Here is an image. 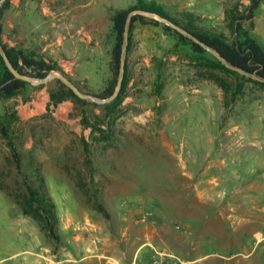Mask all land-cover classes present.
<instances>
[{"label": "rangeland", "instance_id": "obj_1", "mask_svg": "<svg viewBox=\"0 0 264 264\" xmlns=\"http://www.w3.org/2000/svg\"><path fill=\"white\" fill-rule=\"evenodd\" d=\"M132 1L73 0L58 10L48 0L30 6L22 0L21 9H5L2 31L12 37L8 21L21 17L16 35L38 54L42 4L62 18L80 5L73 13L86 22L60 35L75 38L70 54L48 61L84 90L100 92L113 76L114 10ZM156 1L228 41L238 36L236 21L251 3ZM253 20L254 26L245 25L264 45V0ZM215 57L194 51L162 24L136 20L117 102L84 104L69 95L72 107L63 117L51 100L57 78L28 81L1 96L0 264H41L42 249L51 257L70 243L72 233L63 228L68 217L95 220L108 255L124 250L131 257L147 242L139 254L150 258L165 248L188 264H264V84L219 66ZM43 90L46 103L35 100ZM42 194L55 203L53 230L38 200ZM147 209L152 213L143 217Z\"/></svg>", "mask_w": 264, "mask_h": 264}, {"label": "trees", "instance_id": "obj_2", "mask_svg": "<svg viewBox=\"0 0 264 264\" xmlns=\"http://www.w3.org/2000/svg\"><path fill=\"white\" fill-rule=\"evenodd\" d=\"M261 2L262 0H251V3L245 9V12L238 17V20L236 21V25H235L238 36L233 41H228L222 35L211 34L208 31L193 27L188 22L181 21L180 19H178V17L172 14L165 7L164 4L159 3L156 0H136V1L130 2L126 6L117 7L114 10V15H113V29L116 34L115 44L112 48L113 76L104 89H102L100 92H95V93L99 96L107 97V96H110L116 88L118 73H119V68H120L121 45H122L123 36H124L126 18H127L128 13L133 9H144L147 11L157 12L169 18L170 20L188 28L189 30L197 34L199 37H201L205 41L217 47V49H219V51L223 55H225L227 58H229L234 63L240 66H243L249 70L257 71L264 75V45L261 44L260 41L251 33L250 28L245 25L246 20L250 21L251 26L255 25L253 17L255 16L256 9L260 5ZM10 6H11V0H6L0 7V40L2 42H3L2 37H1V33L3 30L2 18H3L5 9L9 8ZM136 20H140L143 23H152L155 25L162 24V26L167 32L177 35L179 39H181L184 42H187L194 51L199 52V53H204L207 51V49H205L201 44L197 43L190 37L184 35L180 31H178L176 28H174L172 25L165 23L156 17H149L142 13H136L133 15L128 50H130V47H131L132 31L134 29ZM3 45L5 46L6 51L9 57L11 58L12 62L14 63L15 67L23 73H27V74L35 75V76H44L50 70L59 68L57 64L53 62H49L42 57H37L35 53L27 51L26 48L24 47H9L5 42H3ZM0 59H1V64H2V69L0 71V97L1 96H12L16 94L20 89L25 87L28 81L22 78H18L10 70V68L6 65L1 54H0ZM215 62L219 66L224 67L225 69L235 74H238V75L240 74L238 71L231 69L227 67L225 64H223L222 61L218 57H215ZM127 63H128V60L126 62V72H125V77L122 83L121 90L113 101H111L110 103H107L108 105L117 102L124 96V89L127 83V68H128ZM241 76L249 80L264 84V81L254 79L252 77H247L243 74H241ZM57 81L59 82L58 89H51V100L54 103H58L62 101L64 98H66L69 95L73 96L76 101L82 102L84 104L93 102L88 99L79 97L62 80L57 78ZM93 103L97 104V102H93ZM84 122L86 121L84 120ZM1 130L4 133V135L8 137V131L4 124L1 125ZM9 143L13 149L16 162L20 166L21 159L16 149V143L11 139H9ZM84 148L87 153L90 152L89 144L86 140H85ZM38 200L40 201L41 208L46 216L49 228L50 230H53L54 224L57 220L55 203L48 196L44 194H42L41 197L38 198ZM100 208L103 211H106V208L103 204H100Z\"/></svg>", "mask_w": 264, "mask_h": 264}, {"label": "crops", "instance_id": "obj_3", "mask_svg": "<svg viewBox=\"0 0 264 264\" xmlns=\"http://www.w3.org/2000/svg\"><path fill=\"white\" fill-rule=\"evenodd\" d=\"M11 1V8L15 11L19 8L21 9V6L24 5L22 0ZM61 1L62 0H48V3H54V5L58 3L56 9L59 10L62 8L66 9L73 0H63L62 5L60 4ZM32 2L33 0H27L29 6ZM76 7H80V5L71 6L67 9L71 14L64 15L62 18L51 15L50 13H52L53 10H51L49 6L42 4V16L38 21L37 27L40 33V38L38 39L39 51L38 54H36L37 57L40 55L47 61L49 57L62 60L65 54H70V48L76 43L75 38L73 36H66L62 39L60 35L66 30L65 28L71 26L73 29L77 22H86L84 18L80 17V13H73ZM21 21V17L16 16H12V19L8 21V27L12 37H8V33H4L3 31L1 33L3 42L9 47H32L31 42L28 41L25 43L22 40L20 33L16 35ZM55 36H58V38L56 39ZM40 99L46 103L49 99V94L44 90L41 91L35 100L40 101ZM35 106L39 105L36 104ZM71 107L72 100L69 98H64L56 105L57 110L60 111V115L63 117H66ZM30 114L29 112L27 114L25 113V116H29ZM63 228L65 231L72 233L70 243L61 244L58 251H54V253L57 254L55 259L47 257L45 254L46 252L42 249L39 253L41 258H38L41 264H46V262L50 264H133L135 261L140 264H148L151 261L150 256L148 257L146 253L139 254V251L143 246L147 245V242L142 243L139 247L140 249L131 257L127 256L124 250H121V253L115 252L114 254L108 255L106 250L100 245V240L104 238V236L102 237L100 234V225L89 217L82 223H75L68 217L64 222Z\"/></svg>", "mask_w": 264, "mask_h": 264}, {"label": "water", "instance_id": "obj_4", "mask_svg": "<svg viewBox=\"0 0 264 264\" xmlns=\"http://www.w3.org/2000/svg\"><path fill=\"white\" fill-rule=\"evenodd\" d=\"M6 0H0V7ZM136 13H142V14H147L151 15L153 17L159 18L166 23L172 25L174 28H176L178 31L183 33L184 35L190 37L197 43L201 44L205 49L213 52L221 61L223 64H225L227 67L234 69L244 75H247L249 77H252L254 79L264 81V75L257 72V71H252L249 70L243 66H240L233 61H231L229 58H227L225 55H223L217 47L212 45L211 43L205 41L201 37H199L197 34L189 30L188 28L170 20L169 18L157 13V12H152V11H147L144 9H133L131 10L126 18V23H125V29H124V36H123V41L121 45V56H120V68H119V73H118V79H117V85L114 90V92L107 97H102L97 95L94 92L84 90L81 88L72 77H70L67 73H65L62 70L59 69H52L50 70L46 75L44 76H35V75H30L27 73H23L19 71L14 63L12 62L11 58L9 57L5 46L3 45V42L0 40V54L3 57L6 65L10 68V70L18 77L25 79L27 81H31L34 84H41V83H46L50 81L52 78H59L61 79L66 85H68L75 94H77L79 97L88 99L90 101H95V102H109L112 101L114 98L117 97L119 94L122 83L125 77V72H126V62H127V57H128V49H129V41H130V31H131V24H132V19L133 15Z\"/></svg>", "mask_w": 264, "mask_h": 264}, {"label": "built area", "instance_id": "obj_5", "mask_svg": "<svg viewBox=\"0 0 264 264\" xmlns=\"http://www.w3.org/2000/svg\"><path fill=\"white\" fill-rule=\"evenodd\" d=\"M140 205H142V204H140ZM151 213H152L151 210L147 209L144 211L142 216L148 217L149 215H151ZM45 250H47V249H44V251ZM51 257L55 259L57 257V254L53 252L51 254ZM189 262L190 261L180 258L175 253H173V252H171L165 248H160V249L155 250V252L153 253V255L151 257V261L148 264H188ZM133 264H140V263H137L135 261Z\"/></svg>", "mask_w": 264, "mask_h": 264}]
</instances>
